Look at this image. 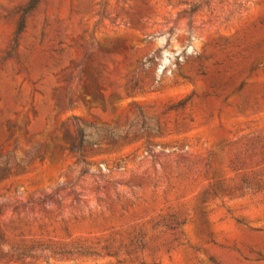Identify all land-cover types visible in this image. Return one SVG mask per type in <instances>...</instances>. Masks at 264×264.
<instances>
[{
	"label": "rangeland",
	"instance_id": "rangeland-1",
	"mask_svg": "<svg viewBox=\"0 0 264 264\" xmlns=\"http://www.w3.org/2000/svg\"><path fill=\"white\" fill-rule=\"evenodd\" d=\"M0 264H264V0H0Z\"/></svg>",
	"mask_w": 264,
	"mask_h": 264
},
{
	"label": "trees",
	"instance_id": "trees-1",
	"mask_svg": "<svg viewBox=\"0 0 264 264\" xmlns=\"http://www.w3.org/2000/svg\"><path fill=\"white\" fill-rule=\"evenodd\" d=\"M32 3H36V0H32ZM33 6V5H32ZM32 6H30L29 8H31ZM23 19L24 18H22V20H21V23H20V28L22 27V25H23Z\"/></svg>",
	"mask_w": 264,
	"mask_h": 264
}]
</instances>
